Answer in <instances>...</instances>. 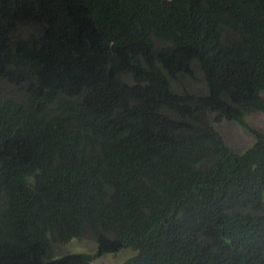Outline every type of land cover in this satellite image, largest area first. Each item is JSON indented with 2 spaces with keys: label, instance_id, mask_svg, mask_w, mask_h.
<instances>
[{
  "label": "trees",
  "instance_id": "trees-1",
  "mask_svg": "<svg viewBox=\"0 0 264 264\" xmlns=\"http://www.w3.org/2000/svg\"><path fill=\"white\" fill-rule=\"evenodd\" d=\"M262 91L264 0H0V264H264Z\"/></svg>",
  "mask_w": 264,
  "mask_h": 264
},
{
  "label": "rangeland",
  "instance_id": "rangeland-1",
  "mask_svg": "<svg viewBox=\"0 0 264 264\" xmlns=\"http://www.w3.org/2000/svg\"><path fill=\"white\" fill-rule=\"evenodd\" d=\"M184 84L190 91H205L204 79L198 66L195 67L194 77L184 79ZM262 96L264 97V91H262ZM203 117L222 136L226 144L234 150H244L254 142V133L242 127L236 121L227 120L221 116L216 117L215 113L212 112H207ZM247 120L256 129L264 130V109L250 111L247 114ZM95 248L96 245L92 238L88 235H82L67 243L62 251L92 252ZM132 254H134L132 249L125 248L118 252L106 253L96 257L89 264H119Z\"/></svg>",
  "mask_w": 264,
  "mask_h": 264
}]
</instances>
